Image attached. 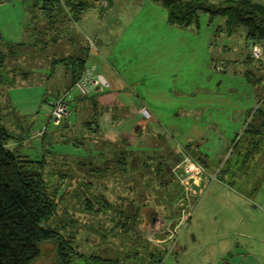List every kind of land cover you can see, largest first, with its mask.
<instances>
[{"label":"rangeland","instance_id":"rangeland-1","mask_svg":"<svg viewBox=\"0 0 264 264\" xmlns=\"http://www.w3.org/2000/svg\"><path fill=\"white\" fill-rule=\"evenodd\" d=\"M208 1L219 4L226 0ZM249 1L264 6V0ZM29 3L20 0L11 2L0 0V37L7 40L6 42L0 40V44L6 45L4 50L0 46V123H5L7 129L14 136L25 137V145L20 146V151L31 159H40L42 156L36 147L29 148V145L26 144L33 143V146H36L39 142L38 139L43 136L38 137L35 134L36 130L48 121L51 112L50 101L55 98L53 95L57 92L52 86L63 87L66 84V78L62 71L64 67L57 64L58 68H56L57 66L54 67L49 61L52 62L53 59L51 52H58L54 57L60 59L68 55L81 56L90 50L88 56L95 55L97 59L102 60L99 49L105 50V52L102 51L104 55L116 53V56L120 57L122 53L119 49L129 46L134 52L131 55L134 63L140 60L147 62L150 59L162 61L164 67L158 74L199 76L200 74H233L235 71L236 74H244L246 70L259 75L264 74V50H262L264 48H260L262 53L259 61L261 64L257 62L258 59L252 61L246 45L244 29L240 28L229 37L226 34L222 35L221 32L215 33L214 30L223 23V20L215 19L209 23L206 13H201L199 16V30L194 27L188 29L169 23L170 26L167 27L164 18L161 20L162 14L157 9L160 8L162 12H165L163 7L158 3H152L155 7L152 6L151 9L149 5L144 6L140 0H128L121 6H112L111 4L110 7L103 5L104 3L108 4L106 1L103 3L96 1L94 9H89L87 15H83L77 22H67L74 28V37L71 42L61 41L58 42L59 45L54 46V43L51 42L52 39L48 36L51 32H41L42 35L38 42L41 52L35 47L32 50L33 47L29 44L32 30L29 25L51 24V22L64 24L68 17L65 18L62 12L56 10L52 16H45L42 9L41 11L38 9L37 4L32 6ZM127 5L128 9L125 11ZM134 15H137V19L134 25L128 29L127 26ZM15 41L24 42L26 45L25 47L17 46L14 44ZM47 42L46 47H43V44ZM159 49L165 50L164 53L160 54ZM7 51H11L13 56L6 57L5 52ZM244 59L247 62H244ZM95 61H90L88 67L96 65L97 72H100ZM108 61L113 62L112 60ZM225 66H227L226 70ZM118 69L120 66L117 67V71H119ZM100 73L108 74V69L106 68L104 73ZM130 74L136 73L130 72ZM148 84L149 86H166L170 83L166 80H154L153 82L149 81ZM215 84H218V81ZM106 88H112L111 84L109 83L108 87L103 89L96 87L93 90L102 91ZM133 88L138 90L137 85H133ZM75 92H79L75 99L79 103L74 113L68 118L73 127L64 130V125L60 124L58 127L51 126L48 129V142L56 151L48 154V166L44 168L42 174L49 182L50 192L56 194L57 210L45 225L59 230L64 240L72 239L73 248L82 257H76V262L73 261L71 264L77 262L89 264L87 258L92 255L102 256L109 260L120 259L121 264H151L153 262L156 264H178L172 254L175 252L173 245L175 241L173 240L177 236H182L184 232L182 230L191 214L192 199L195 194L190 195L187 190L190 191L189 188H193V182L199 180L182 179L186 175L183 172V167L180 165L179 168L178 165L182 160L181 149L184 145L176 144V150L181 154L180 159L164 172V175L162 174L159 178L152 174L147 175L144 178L146 181L155 179L148 184L142 182L140 184L132 178L130 188L127 190L123 185L120 186L118 180L111 177L110 173L106 172L102 176L101 172L95 170V167L98 168L97 165L83 163V160L80 161L72 156V152L69 151L71 150V141L64 144H62L63 141H60L61 134H64V140L75 138L82 140L83 135L87 134L82 129V124L89 120L92 114L91 102H89L91 95H84L77 88ZM104 94L100 93L94 97L101 104L99 106L108 105V108H112L113 113L126 117L115 123V129H105L104 134L101 132L97 137V142L104 140L106 144L112 141L121 144L120 139L132 141L141 132L142 135L137 141H144L146 138L157 141L162 134H171L173 138L174 136L176 138L172 130L165 129L159 124V126L156 125L159 119H154L152 122L156 124L150 123L152 129H148L149 124L144 121L140 123L135 117L138 113L132 112V110L129 112L130 107H125L122 110L123 108L117 105L121 110L115 109V103L120 101L118 97H115L114 101V97H107V94ZM82 100L84 101L82 102ZM107 112L103 121L105 123H109L111 119L114 121V118H111L110 113ZM141 113L148 116L145 109ZM135 119L137 121H134ZM143 132L145 133L143 134ZM91 145L93 149H96V143L91 142ZM9 146L12 147L13 143ZM124 148L125 146L121 145V147H117V150ZM112 149L113 145L111 144L109 151ZM61 151L64 154H70L62 155ZM190 159L200 164L192 156ZM247 165H253V162L249 161ZM249 172L251 170L244 174L242 172L241 179L239 177L238 182L232 183L238 188L242 187L248 195L254 197V192H250L252 185H258L264 181V175H262V171L256 172L253 176L248 175ZM203 177L205 176L200 178ZM86 185H91L89 190ZM125 191L130 195L129 199L135 200V204L145 202L153 210V218L156 220L153 219L150 224H145L147 218L139 215V220L144 221V224L142 222L134 225L133 218H130L128 231L121 233L116 229L114 233L111 232L112 227L115 221L121 218L119 212L115 214L114 211H121L123 208L125 214L131 215L135 210L132 208L131 202H122L121 196L125 195ZM94 196L98 198L103 196L110 202V207L104 206L103 203H97ZM85 197L91 200L90 206L93 205L92 207L88 208ZM259 229L258 233L264 234V224L261 223ZM48 249L51 251L43 255L44 262L39 259L37 264H56V255L53 253V246L50 243L46 245L44 251H48Z\"/></svg>","mask_w":264,"mask_h":264},{"label":"crops","instance_id":"crops-1","mask_svg":"<svg viewBox=\"0 0 264 264\" xmlns=\"http://www.w3.org/2000/svg\"><path fill=\"white\" fill-rule=\"evenodd\" d=\"M91 1L94 5L89 8L90 10L94 9L96 1L97 3L108 1L107 5L105 3L103 5L110 7L111 4L121 6L128 0ZM140 2L144 6L149 5L152 9V2L148 0H140ZM38 9L41 11L40 7ZM89 9L82 12V16L87 15ZM127 9L128 5L125 11ZM157 9L162 14L161 20L164 18L165 25L169 27L166 11ZM136 19L137 15H134L127 26L128 29L134 25ZM68 21L66 18L64 24L51 22V24L29 25L32 30L29 39L32 50L37 48L36 50L41 52L38 45L41 32H51L48 36L54 46L59 45L58 42L61 41L71 42L74 28L67 23ZM0 40L7 41L2 37ZM14 44L21 47L26 45L20 41H15ZM47 44L48 42L44 43L43 47ZM0 46L4 50L6 45L0 44ZM119 50L122 54L117 57L116 53L104 55L102 51L105 50L99 49L102 60L97 59L95 55L88 56L90 50L87 51L86 67L89 66L90 61L96 60L100 72L104 73L107 68L108 74L103 75L112 86L102 91L93 90L90 95L106 93L107 97H114V101L115 97H118L120 101L115 103V109L121 110L118 106H121L122 110L130 107L129 112L132 110L138 113L136 119L140 123L147 122L148 129H152L150 123H154L152 122L154 119H159L157 124H154L172 130L176 138L166 134L161 148L172 155L170 167L179 160L178 156L175 157L176 144L185 146L193 144L195 157H200L205 162L201 164L205 168V174L202 175L205 177L200 178L193 186L195 197L192 199L193 204L190 203L192 210L182 230L184 232H181L182 236H177L173 240L175 252L172 254L177 263L264 264V234L258 233L261 223L264 224V211H262L264 181L252 185L250 192H254V197L248 195L242 187L238 188L232 183L238 182L239 177L241 179L242 172L244 174L251 170L248 175L253 176L256 172L262 171L264 175V88L250 87L243 74H236V71L233 74H200L199 76L158 74L164 67L162 61L150 59L147 62L140 60L134 63L131 59L134 53L131 47L126 46ZM158 51L163 54L165 50ZM57 53L51 52V56L55 58ZM5 55L13 56L11 51L5 52ZM49 61L52 63L51 60ZM119 66L120 69L117 71ZM224 68L226 70L227 66ZM62 71L66 84L63 87L52 86L57 91L53 96L58 97L65 92L68 94L71 107L73 106L71 116L76 109L74 102L79 92H75L74 87L68 89L71 72L65 67ZM163 79L170 84L166 86L148 84L149 81H164ZM217 81L218 84H215ZM133 85H137L138 90H134ZM143 109L148 116L141 113ZM254 112L258 113L255 119ZM124 117L126 116L115 115L114 121L109 123L103 121L104 128L115 129V123ZM136 119L134 121H137ZM0 124L6 127L5 123ZM253 127L258 133L250 132ZM11 143L15 146L14 142ZM249 161L253 162V165H247ZM214 175L216 179H211ZM204 178L205 180H202Z\"/></svg>","mask_w":264,"mask_h":264},{"label":"trees","instance_id":"trees-1","mask_svg":"<svg viewBox=\"0 0 264 264\" xmlns=\"http://www.w3.org/2000/svg\"><path fill=\"white\" fill-rule=\"evenodd\" d=\"M148 1L158 3L163 7L169 24L188 29L194 27L199 30V16L201 13H206L209 23L215 19L223 20V23L214 30L215 33L221 32L222 35L226 34L229 37L242 28L244 29V37L248 49L250 41H253L261 49L264 48V6L262 5L249 0H226L219 4L211 3L208 0ZM31 4L32 6L37 4L45 16H52V13L56 10L62 12L65 18L67 16L68 20L73 22H77L81 18L82 12L94 5L91 0H42ZM249 53L252 61L258 59L257 62L261 64L260 58H255L250 49ZM86 60L87 53L81 54V56L68 55L60 59L53 58L52 65L56 67L57 64H60L71 72L69 74L71 80L68 89H72L73 87L76 88L75 84L83 76V72L86 69ZM243 61L247 62L246 59ZM243 76L250 87L257 88L260 86L264 88V74L259 75L246 70ZM65 93H62V95L68 101L69 113L61 124L64 125V130H69L73 127L68 121L73 106L71 107L68 94ZM95 96H90L89 102H91L92 114L89 120L82 124V129L87 133L83 135L82 140H77L76 138L72 140L69 137L68 139L70 140H64V134L60 135V141H63L62 144L71 141V150H69L72 152L71 155L80 161L83 160V163L87 162L88 164L97 165L98 168L95 167V170L96 172H101L102 176L106 172L110 173V176L115 177L120 183L119 185H123L127 190L130 188V180H133L132 178L139 183L148 184V182L151 183L155 179L152 178L146 181L144 178L147 175L152 174L156 178L161 177L162 174L164 175V172L170 168L173 159L170 153L161 149L165 139L164 134L159 138L157 137V141L150 138H146L144 141H137L142 135L141 132L135 137L136 141H131L130 139L122 141L120 139L119 142H122L121 144H117L115 141L106 144L104 140L97 142V137L101 132L104 134L106 129L103 123L106 111L110 113L111 118H115L116 114L111 111L112 108L99 106L101 104L97 102L94 98ZM58 97L50 101V106L52 101ZM78 103V100L74 102L76 107ZM257 114L254 112V119ZM64 130L61 131L64 132ZM250 132L258 133L254 127ZM38 141L36 146H33V143L26 144L27 146L29 145V148L36 147V150L40 151L42 155L40 159H31V157L20 151V146L25 145V137L14 136L4 125L0 124V264H37L39 259L44 262L43 255L51 251L50 249L44 251L48 243L53 246L52 250L56 255V264H71L73 261L76 262V257H82L73 248L72 239L64 240L59 230L45 225L56 214L57 202L55 200L56 194L50 192L49 182L43 177L42 171L48 166V154H52L56 150L48 142V131ZM10 142H14L15 146H9ZM91 142L96 143V149H93ZM111 144L113 149L109 151ZM121 145H124L125 148L117 150V147H121ZM182 149L183 152L195 158L200 164L203 165L205 163L200 157H195L193 144L184 145ZM60 153L62 155L70 154H64L62 151ZM176 156L180 159L181 154L177 152ZM165 183L168 184L169 182ZM90 187L91 185H86L88 190ZM173 193L176 194V192ZM125 195L121 196L122 202H131L132 208H135V210L131 215L125 214L123 208L121 211L115 210V214L119 212L121 218L115 221L111 232L116 229L118 232L121 231V233L128 231L130 218H133L134 225L142 222L144 224V221L141 222L139 220V215H143L145 219L147 218L145 224H150L153 219L154 221L156 220V218H153V210L145 202L135 204V200L129 199L130 195L127 194V191H125ZM170 195L172 196V193ZM94 198L97 203H103L104 206L110 207V202L103 196L101 198L94 196ZM85 202L88 208L93 206H90L91 200L86 197ZM87 259L89 264H121L120 259L109 260L102 256L92 255ZM151 264L156 263L153 262Z\"/></svg>","mask_w":264,"mask_h":264},{"label":"built area","instance_id":"built-area-1","mask_svg":"<svg viewBox=\"0 0 264 264\" xmlns=\"http://www.w3.org/2000/svg\"><path fill=\"white\" fill-rule=\"evenodd\" d=\"M4 1H14V0H4ZM25 2H38L42 0H20ZM249 49L251 50L252 55L255 58L261 57V49L258 45H256L253 41L249 42ZM76 88L83 94H89L91 91H93L94 88H100L103 89L105 87H108L109 83L107 78L101 74L100 72H97L96 65L87 67L83 73V76L81 79L75 84ZM68 101L65 96H60L52 101L51 103V113L48 118L47 123H45L40 129L36 130L35 136L41 137L51 126H59L62 122V120L68 115ZM182 153V160L178 167L180 168V165L183 167V172L186 175L183 180L185 179H200L203 174H205V168L195 163L190 159V156L187 155V153ZM211 179H216V176H212ZM195 180V181H196ZM195 185V182H193V186ZM187 190V193L195 194L194 187L191 189L189 188Z\"/></svg>","mask_w":264,"mask_h":264},{"label":"bare ground","instance_id":"bare-ground-1","mask_svg":"<svg viewBox=\"0 0 264 264\" xmlns=\"http://www.w3.org/2000/svg\"><path fill=\"white\" fill-rule=\"evenodd\" d=\"M84 73V72H83Z\"/></svg>","mask_w":264,"mask_h":264}]
</instances>
